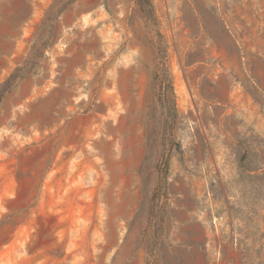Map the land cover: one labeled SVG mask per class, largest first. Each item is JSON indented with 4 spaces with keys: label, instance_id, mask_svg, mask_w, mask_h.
Returning a JSON list of instances; mask_svg holds the SVG:
<instances>
[{
    "label": "rangeland",
    "instance_id": "1",
    "mask_svg": "<svg viewBox=\"0 0 264 264\" xmlns=\"http://www.w3.org/2000/svg\"><path fill=\"white\" fill-rule=\"evenodd\" d=\"M0 264H264V0H0Z\"/></svg>",
    "mask_w": 264,
    "mask_h": 264
}]
</instances>
